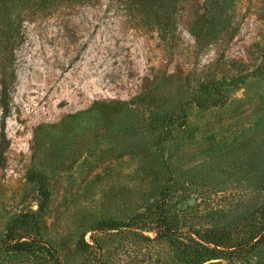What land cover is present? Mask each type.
<instances>
[{
  "label": "rangeland",
  "instance_id": "374dc122",
  "mask_svg": "<svg viewBox=\"0 0 264 264\" xmlns=\"http://www.w3.org/2000/svg\"><path fill=\"white\" fill-rule=\"evenodd\" d=\"M147 1L0 0V264H264V0Z\"/></svg>",
  "mask_w": 264,
  "mask_h": 264
},
{
  "label": "trees",
  "instance_id": "16d2710c",
  "mask_svg": "<svg viewBox=\"0 0 264 264\" xmlns=\"http://www.w3.org/2000/svg\"><path fill=\"white\" fill-rule=\"evenodd\" d=\"M19 2H27L29 0H18ZM158 0H149L147 1L148 4L152 5L148 12L149 18L152 19V21H155V23L159 24L162 28H167L165 27L168 24L169 21V10L173 9L174 7V0H159L160 5H157L159 2ZM2 6H6V3L3 4ZM143 7V6H142ZM145 7V6H144ZM145 9V8H144ZM3 85V84H2ZM2 103H4L5 97H6V90L5 87H2L1 94H0ZM29 242H22V241H17L12 247L18 250H25L27 246H29ZM197 251L198 254L201 253V251L207 252V253H213L216 251L215 248H211L209 245H206L204 242L198 241L197 240Z\"/></svg>",
  "mask_w": 264,
  "mask_h": 264
}]
</instances>
